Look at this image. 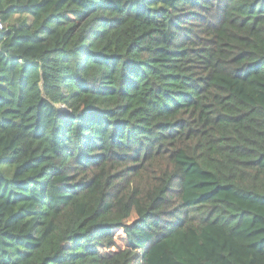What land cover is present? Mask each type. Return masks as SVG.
<instances>
[{
	"label": "trees",
	"instance_id": "obj_1",
	"mask_svg": "<svg viewBox=\"0 0 264 264\" xmlns=\"http://www.w3.org/2000/svg\"><path fill=\"white\" fill-rule=\"evenodd\" d=\"M0 18V264H264V0Z\"/></svg>",
	"mask_w": 264,
	"mask_h": 264
},
{
	"label": "built area",
	"instance_id": "obj_2",
	"mask_svg": "<svg viewBox=\"0 0 264 264\" xmlns=\"http://www.w3.org/2000/svg\"><path fill=\"white\" fill-rule=\"evenodd\" d=\"M2 29H3V23H2L1 18H0V31H2Z\"/></svg>",
	"mask_w": 264,
	"mask_h": 264
},
{
	"label": "rangeland",
	"instance_id": "obj_3",
	"mask_svg": "<svg viewBox=\"0 0 264 264\" xmlns=\"http://www.w3.org/2000/svg\"><path fill=\"white\" fill-rule=\"evenodd\" d=\"M60 110L64 109L65 107L64 106H59Z\"/></svg>",
	"mask_w": 264,
	"mask_h": 264
}]
</instances>
